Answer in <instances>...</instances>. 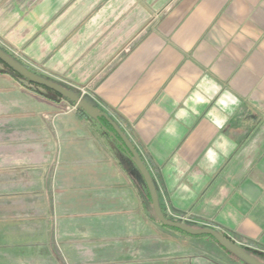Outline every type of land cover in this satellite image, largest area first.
I'll use <instances>...</instances> for the list:
<instances>
[{"label": "crops", "instance_id": "1", "mask_svg": "<svg viewBox=\"0 0 264 264\" xmlns=\"http://www.w3.org/2000/svg\"><path fill=\"white\" fill-rule=\"evenodd\" d=\"M0 38L112 110L163 212L264 246V0H0ZM23 89L0 81L25 136L0 143V264L33 261L29 242L99 243L87 264H117L107 237L137 241L151 210L139 167L96 119Z\"/></svg>", "mask_w": 264, "mask_h": 264}, {"label": "rangeland", "instance_id": "2", "mask_svg": "<svg viewBox=\"0 0 264 264\" xmlns=\"http://www.w3.org/2000/svg\"><path fill=\"white\" fill-rule=\"evenodd\" d=\"M0 48L2 49V51H5L13 58L23 63L31 71L39 74L43 78L45 77L65 86L66 88L76 92L84 100L89 101L88 87L72 84L66 78H63V76H59L58 74H55L54 72L41 67L40 65L25 57V55H23L20 50L16 49L2 38H0ZM0 81H4L5 83L8 82L10 86L17 89H29L30 91L37 93L41 97L60 100V102L63 103L64 108L72 107L75 110H78L79 108L76 104L63 96H60L58 93L50 91L42 86L33 84L26 78L20 76L15 70L7 67L1 61ZM3 96L4 95L0 93V143L2 144L10 141L19 142V140L23 139L25 136H23V134H21V130H19V123L15 120L16 117L11 116V113H9V111H6L8 110L7 108L9 107L10 100L7 99L6 101H4ZM103 110L113 117L116 116L112 112V110H106L104 108ZM253 125L255 126L254 123ZM256 131L264 133V124H262L261 127H259ZM28 136H30V128ZM166 204V212L164 213L167 214L168 219L173 218L179 222H183L194 227H212L216 230L218 229L216 228V226H213L211 222L203 225L201 223L200 225L199 223L196 224V219L193 218L192 214L190 213L175 214V212H173V210L171 209L169 202H167ZM13 206L18 207L19 204H15ZM141 220V234L140 237L137 238V241L132 242L128 236L123 235H112L107 237L108 246L115 247L116 249H114V251H107L109 258L108 260L103 261L109 262L113 260L117 264H162L158 261L164 260H167V264L170 261H174L175 264H245L242 260L238 259L237 256L227 253L225 250L220 248L217 243L209 240L208 237H191L183 233H179L174 229L161 226L155 220L152 206L148 214L144 211L141 212ZM103 237L93 236L92 240L93 242L98 243L99 238ZM76 238L78 239L77 236ZM233 241L249 251L251 256H254L260 262L264 263V246L258 245L257 243L253 242L249 243L246 241ZM37 244L38 243L32 242L28 243L29 246L34 247V251L28 252L29 256L33 254V261H24V259H22L18 261V263H16L15 261L5 259L1 263L8 264L11 262L13 264H25L36 261V263L38 262L39 264H54L56 262V257L59 254V257L62 260H66L69 262L73 261L77 263L80 260V263L87 264L93 262L94 260H97L96 258H101L106 252L103 249H100L99 243L93 244V248L90 251H84L81 249H78L77 251H69L67 249L65 250L62 247L59 252L52 250L50 251L49 245H45L46 248L43 249ZM254 251H257L258 253H254ZM89 256H91L93 260L88 261L87 259L90 258Z\"/></svg>", "mask_w": 264, "mask_h": 264}, {"label": "water", "instance_id": "3", "mask_svg": "<svg viewBox=\"0 0 264 264\" xmlns=\"http://www.w3.org/2000/svg\"><path fill=\"white\" fill-rule=\"evenodd\" d=\"M0 59L5 64H7L9 67L14 68L15 71H17L22 77L26 78L30 82L45 86L53 90L54 92L58 93L59 95L67 98L68 100L76 104L80 109L85 111L89 116L96 119L97 121L98 119L100 120L101 117H105L114 126V129L117 131V133L121 137L124 146L130 151L134 163L136 164L137 167H139L138 169L144 179L143 181H145L148 187L151 200H152L151 206H152V209L154 210L157 220H159L161 223L169 227L180 229L182 230V232H186L187 234H190L193 236L210 234L214 239L218 241L219 244H221L224 248L232 252L235 256L239 257L246 263L264 264L260 262L258 259H256L254 256H251L249 251L239 246L237 243L231 241L229 238H227L224 234H222L215 228H212V227L195 228L186 223L168 219L160 206L157 189H156L154 179H153V176L149 168L147 167L145 161L143 160L141 154H139L138 149L133 144L131 139L122 130V128L110 117L111 115L101 110L99 107L84 100L76 92L66 88L65 86L61 84H58L52 80H49L45 77L43 78L39 74L31 71L23 63L13 58L11 55L6 53L5 51H2L1 48H0Z\"/></svg>", "mask_w": 264, "mask_h": 264}, {"label": "trees", "instance_id": "4", "mask_svg": "<svg viewBox=\"0 0 264 264\" xmlns=\"http://www.w3.org/2000/svg\"><path fill=\"white\" fill-rule=\"evenodd\" d=\"M0 61L2 62V63H4L1 59H0ZM5 64V63H4ZM7 67H9L7 64H5ZM11 69H13L14 70V68H12V67H10ZM17 72V71H16ZM18 73V72H17ZM19 74V73H18ZM20 75V74H19ZM21 76V75H20ZM33 83V82H32ZM33 84H36V83H33ZM36 85H39V84H36ZM39 86H42V85H39ZM42 87H44V88H46V89H48V90H50V91H53V90H51V89H49V88H47V87H45V86H42ZM54 92V91H53ZM61 96V95H60ZM101 110H103V109H101ZM79 113H81V114H83V115H86V116H89L85 111H83L82 109H80V108H78V110H77ZM104 111V110H103ZM121 128H122V130L126 133V130H124L125 128H123V126H122V123L120 122V120L118 119V117H113L112 115L110 116ZM98 122H99V124H100V126L102 127V129L105 131V132H107L108 134H110L116 141L115 142H117L118 143V145L121 147V149L127 154V155H129L131 158H132V156H131V153H130V151L124 146V144H123V141H122V139H121V137L119 136V134L117 133V131L114 129V126L105 118V117H101L100 118V120L98 119ZM127 136H128V134H127ZM142 156V155H141ZM143 158V157H142ZM144 160V159H143ZM147 189H148V187H147ZM148 197H149V202H150V204H152V200H151V196H150V193H149V190H148ZM152 211H153V213H154V210L152 209ZM165 215L167 216V214L165 213ZM154 216H155V220L161 225V226H163V227H167V228H171V229H174L175 231H177V232H179V233H183V234H185V235H187V236H191V237H197V238H204V237H208L209 238V240H212V241H214L215 243H217L219 246H220V248H222L223 250H225L227 253H229V254H233L232 252H230L229 250H227L226 248H224L221 244H219L218 243V241L216 240V239H214L210 234L209 235H199V236H193V235H190V234H187L186 232H182V230H180V229H177V228H172V227H169V226H167V225H165V224H163V223H161L159 220H157V217H156V215H155V213H154ZM170 220H173V221H177V220H175V219H173V218H170ZM195 228H198V227H195ZM227 238H229L227 235H225ZM231 241H233L231 238H229ZM234 242V241H233ZM254 253H258L257 251H254ZM234 255V254H233ZM238 259H240L239 257H237ZM240 260H242V259H240ZM243 261V260H242ZM245 264H248V263H246L245 261H243Z\"/></svg>", "mask_w": 264, "mask_h": 264}]
</instances>
